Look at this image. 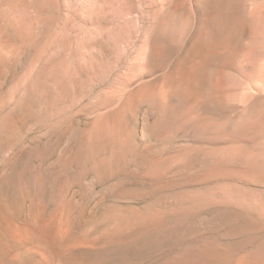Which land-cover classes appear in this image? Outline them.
I'll list each match as a JSON object with an SVG mask.
<instances>
[{
    "label": "rangeland",
    "instance_id": "obj_1",
    "mask_svg": "<svg viewBox=\"0 0 264 264\" xmlns=\"http://www.w3.org/2000/svg\"><path fill=\"white\" fill-rule=\"evenodd\" d=\"M0 264H264V0H0Z\"/></svg>",
    "mask_w": 264,
    "mask_h": 264
},
{
    "label": "bare ground",
    "instance_id": "obj_2",
    "mask_svg": "<svg viewBox=\"0 0 264 264\" xmlns=\"http://www.w3.org/2000/svg\"><path fill=\"white\" fill-rule=\"evenodd\" d=\"M229 2V1H228ZM89 42V41H88ZM98 45V44H97ZM155 60V59H154ZM47 253V252H46ZM45 256V253H42L41 258ZM49 257V256H47ZM45 258V257H44ZM47 261V260H46ZM47 263V262H46ZM52 263V262H51Z\"/></svg>",
    "mask_w": 264,
    "mask_h": 264
}]
</instances>
